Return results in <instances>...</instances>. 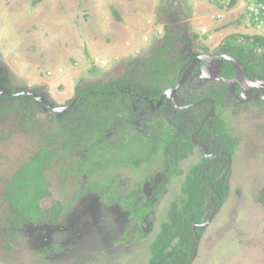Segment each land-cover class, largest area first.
<instances>
[{
  "label": "rangeland",
  "instance_id": "rangeland-1",
  "mask_svg": "<svg viewBox=\"0 0 264 264\" xmlns=\"http://www.w3.org/2000/svg\"><path fill=\"white\" fill-rule=\"evenodd\" d=\"M229 1L0 0V93L17 91V98L20 92L32 90L40 100L66 106L73 101L77 87L112 83L130 75L136 60L147 58L158 44H163L166 26L187 29L184 36L190 48H200L204 41L213 48L223 38L221 43L247 48L243 36L255 35L256 31L248 27L251 21L247 20L245 2H240L242 12L226 15L229 9L223 7ZM220 3L222 7L218 8ZM112 8L121 20L114 18ZM181 43H177V49L188 51V46ZM257 54H264V50L259 49ZM15 102L5 99L1 106ZM29 104L16 105L17 110L0 114V264L150 262V244L161 223L169 220L171 203L180 200L181 182L194 160L185 161L186 170L183 168L176 180H169L148 216V231L144 232L122 203L128 204L130 197L134 198L133 207L147 203L141 182L155 173L156 166L153 161L147 165L149 157L140 163L146 152L132 142L125 143L116 159L135 167L119 165L108 172L106 166L101 170L107 161L106 151L115 146L118 136L117 132H107L97 145L99 153L79 163L86 155L84 148L68 149V143L63 146V141L54 138L49 145L47 118L55 112L39 105L26 109ZM18 110L43 124H32L29 118L31 129H21ZM234 120L230 134L239 143L227 180L229 196L220 209L207 200L206 211L217 209L216 214L202 230L189 264H264V202L259 200L264 190V135H260L264 132V112L250 105ZM134 127L130 125L129 130ZM137 132L143 134V130ZM41 148L53 151L43 169L49 196L38 203L46 221H23L14 228L8 222L14 209L5 200L9 182ZM89 161H94V176L78 169L79 165L89 167ZM101 181H105L102 193L101 188L95 190ZM102 196L108 203L101 200ZM121 196L128 199L123 202ZM52 206L59 215L55 216ZM125 234V240L119 243Z\"/></svg>",
  "mask_w": 264,
  "mask_h": 264
},
{
  "label": "flooded vegetation",
  "instance_id": "flooded-vegetation-1",
  "mask_svg": "<svg viewBox=\"0 0 264 264\" xmlns=\"http://www.w3.org/2000/svg\"><path fill=\"white\" fill-rule=\"evenodd\" d=\"M164 14L167 13L164 12ZM184 16L186 17V14H184ZM178 28L176 26L168 27L170 34L168 32L167 33L169 36L176 34L175 37H177V39L172 40V49L164 56V59H169V66H167L170 69L169 74L171 75L169 79H173L175 77V81H173L172 85L168 84L167 86L159 88L158 84L145 86L140 83L141 77L138 75L140 71L139 67H143L145 65V60L154 53V48L147 58L138 59L132 64L130 73L134 72L135 75L131 77L130 84H120L117 86V90L120 94H125L128 99L130 98L131 108L129 114L124 119L116 116L118 117L117 121L119 124L117 125V129L114 133L117 132L118 136H116L117 139L115 143L116 152L111 153V156L114 157V154L116 155L119 148L123 147L125 143L129 144L132 142L134 146L146 152V156L142 157L140 160L141 164L145 162V158L147 157H149L147 165L149 162L152 163L153 161L156 166L155 173L153 175L148 174L141 182L143 196L147 199V203H157L162 192L169 183V180L172 181L173 178L176 180V178H178V176L183 172V168L186 170L185 161L189 163L194 160V165L202 163L205 168L210 164H215L216 167L224 164L216 181L210 187L212 190V187L216 183L223 180V185H227L229 188L227 180H230L229 174H231L233 169L232 158L234 156L235 147L239 143L238 139L235 138L233 134H230L235 122L234 116L247 109L250 105L256 106L260 111L264 112V99L262 98L264 96V88L260 90H250L249 87L244 86L241 88L240 84H236L232 87V91L229 84L225 81L226 79H233L236 76V69L233 67L231 61L225 58V56L228 57L230 55L239 61L248 78L253 81H255L258 77H262L264 79L263 76L257 75L249 70V67L251 66L259 67V64L254 63L255 58L253 59L252 57L253 60H250L248 56H244V60L241 61L239 57L230 52V48L228 46L222 47L226 49L220 50V46L227 45V42L221 43L224 38L221 39L219 43H216L213 48L210 47V43L205 41L201 42L202 45L200 48H190V41L187 39V36H184L188 30L186 29V31H181L180 28ZM179 42H182L181 44L185 43L183 45L185 47L188 46V51L178 50L176 45ZM160 46L163 47V44ZM219 56H223L224 58H222L223 60H220V64H217L213 58H219ZM256 56H259V54ZM204 59H206V63L204 62ZM207 59H211L210 63L207 62ZM188 70L189 73L186 76V80L172 92L171 89L178 84ZM16 92L13 93L15 96ZM247 92L249 93L246 96L249 99L243 101V96ZM6 94H12L11 90L6 92L5 95ZM19 95L33 97L35 101L41 102L42 105L40 106L42 108H46L48 106L51 108V106H56L54 104L51 105V102H47L45 98L41 97L42 99L40 100V98L35 96V93L32 90H26L23 93L20 92ZM19 95H17V97H19ZM123 100L124 98L122 97V101ZM73 101H71L73 104L70 109L74 106L77 99L74 97ZM124 104L123 106L128 109V106ZM69 110H67L66 113ZM130 125L132 127L135 126V130H129ZM145 128H147V130H145ZM141 130H143V134L137 132ZM260 135H264V132H260ZM167 139L175 140H172V142H170L171 144H168L166 141ZM188 146L189 148L187 149V153H185L184 148ZM166 152H168V155L172 157L168 163L165 161ZM180 154L183 155L184 158L177 161V155ZM129 164L130 163H125L124 161H122L121 164L115 160L113 166L114 171L119 165L126 167L129 166ZM194 165L189 164V169ZM226 168L227 171L225 172ZM166 173L168 175H166ZM92 185L95 186V184ZM158 186H163L160 188L159 194L157 188ZM99 188L100 186L97 189ZM228 196L229 190L227 197H225L223 201L220 200L215 208L220 209V206L226 202ZM124 198L128 199L126 196H121V200L123 202H125ZM153 198L158 199L154 201ZM138 199L140 200V197H138ZM208 199L214 203L212 197L207 198V200ZM131 200L134 202L133 197H130L129 201ZM153 209L154 208L151 210ZM39 210L42 212L40 208ZM54 211L55 216L57 214L59 215V211L55 209ZM213 211L214 209L211 210V213ZM13 212L14 210L10 214ZM150 212L139 222L144 232L148 231L146 221H148ZM211 213H209L206 220L210 217ZM20 219V223L13 220V224H11L9 218L8 222L16 228L23 223V221H46L44 219H37V221L25 220L22 218ZM212 220L213 218L211 221ZM53 221L55 220H50L48 222ZM196 236L199 237L200 241V235L195 234L194 250L190 261L186 264L191 262L197 251L199 241L196 245ZM148 253L150 254L149 250ZM149 258H151V256H149ZM147 264H149V262ZM155 264H161V261H158Z\"/></svg>",
  "mask_w": 264,
  "mask_h": 264
},
{
  "label": "trees",
  "instance_id": "trees-1",
  "mask_svg": "<svg viewBox=\"0 0 264 264\" xmlns=\"http://www.w3.org/2000/svg\"><path fill=\"white\" fill-rule=\"evenodd\" d=\"M212 1L219 2V0ZM235 2L236 0H230L227 8H232ZM218 7H222V4H219ZM112 13L116 20H121L114 8H112ZM165 29L169 33L167 26ZM168 33L164 36L163 47L158 44L154 49V53L145 60V65L139 67L140 71L138 75L141 77L140 83L142 85L153 86V84H158V87L162 88L168 84L172 85L173 81H175V77L169 79L171 76L169 74L170 69L167 67L169 66V59H164V56L171 51V42L173 39H177V37H175L176 34L169 36L170 33ZM231 37H234V35ZM243 37L248 43V47L245 48L244 46L227 43L230 52L239 57L241 61L244 60V56H248L250 60L252 57L253 59L255 58L254 63L259 64V67L251 66L249 70L264 77V54L256 56L259 49L264 50V37L261 35H245ZM130 75L122 76L112 83H96L94 86L77 87L75 93L77 101L67 113H49L48 115L47 120L49 124L47 126L51 128V132L46 134V138L49 145L54 138L58 141H63V146H66L68 143V149L84 148L86 155L79 163L92 158L94 154H98L99 152L96 150L98 149L97 145H100L102 138L105 139L104 135L107 132L114 133L116 131V127L119 124L117 118L121 117L124 119L129 114L131 108L130 98L128 99L125 94H120L117 86L120 84H130V79L135 73L132 72ZM14 96V94L5 95L0 93V114L13 112L17 110L16 105L20 107L22 103L26 102L30 103L29 105H25L26 109H36L42 105L41 102L35 101L31 96L19 95L17 98ZM122 97L124 98L123 101ZM11 98L16 100L15 104L10 103L8 107L1 106V102ZM123 102L128 106V109L123 106ZM46 108H49V106ZM22 111L24 112L23 114H19L21 110L16 111L19 116L17 118L19 119L18 125L21 129H31L27 123V119L29 118L32 124L33 122H36L38 125L43 124L34 119V116L30 117L26 111ZM51 124L55 126L54 130ZM172 140L175 139H167L166 141L168 144H171ZM188 148L189 146L184 148L185 153H187ZM52 152V148L50 150L41 148L38 154L25 163L18 173L11 178L8 185L7 197L5 198L15 211V214L13 212L9 217L11 224H13V220L20 223V218L36 221L37 219H44L43 213L38 208V202L40 199L49 196V183L44 178L43 169L46 167V162ZM113 152H116L115 146L107 149V161L104 167L103 164L100 166L101 170L109 166L108 172L111 169L114 171L113 166L117 159L115 154L114 157L111 156ZM183 158V155H177V161ZM165 159L167 163L172 159L168 155V152L165 153ZM92 162L94 161H89V167H81L79 165V171L82 174L94 176L95 167L92 165ZM223 165L221 164L216 167L215 164H210L205 168L202 163H198L185 173V178L181 182V198L170 205L168 212L169 220L161 223L159 232L150 244L149 251L151 258L149 264H155L158 261H161V264H186L190 261L194 250L195 234L201 235L203 230L197 226L194 231L192 225L194 223L200 224L208 217L209 213L205 208L207 198L212 197L215 205H217L220 200L223 201L228 195L229 188L227 185H223V180L216 183L212 187V190L210 187L216 181ZM166 175L168 174L166 173ZM101 183L99 186L102 189V193L105 181ZM162 187H157L158 194ZM97 191H100V189H97ZM101 200L108 203V200L104 196L101 197ZM259 200L264 202V190L260 191ZM155 205L153 202H148L133 207V200L129 201L128 204L122 203V207L129 211V216L135 219L136 224H139ZM127 234L119 240V243L125 240Z\"/></svg>",
  "mask_w": 264,
  "mask_h": 264
},
{
  "label": "water",
  "instance_id": "water-1",
  "mask_svg": "<svg viewBox=\"0 0 264 264\" xmlns=\"http://www.w3.org/2000/svg\"><path fill=\"white\" fill-rule=\"evenodd\" d=\"M222 58H224L223 56L219 58H213L214 61L217 62V64H220V60H223ZM226 59H228L229 61H231L233 67L236 69V76L233 78V79H226L225 81L229 84L230 86V89L233 91V88L236 84H240L241 88H243L244 86L245 87H249L250 90H260V89H263L264 88V79L262 77H258L256 78L255 81H253L252 79L248 78L246 73H245V70L244 68L241 66V64L239 63L238 60H236L234 57H232L231 55L230 56H225ZM210 60L211 59H207V62L210 63ZM204 62L206 63V59H204ZM209 65V64H208ZM208 65H207V69H208ZM206 69V71H207ZM189 73V70L186 72L185 75H183L182 79L178 82V84L173 87L171 89V91L173 92L178 86H180V84H182L185 80H186V76L187 74ZM216 76V74H215ZM249 92H247L243 97V101H246L248 100L249 98L246 96L248 95ZM264 99V96L262 97ZM74 102V101H73ZM73 102H71L70 104L66 105V106H51V110L55 113H59V114H64L66 113L67 110L70 109V107L72 106ZM227 171V168L225 170V172ZM224 172V173H225ZM216 210L215 209L210 217L203 223L201 224H194L192 226V229L195 231L196 227H200V228H204L207 224H209V222L211 221V219L213 218V216L215 215L216 213ZM199 241V237L196 236V245Z\"/></svg>",
  "mask_w": 264,
  "mask_h": 264
},
{
  "label": "built area",
  "instance_id": "built-area-1",
  "mask_svg": "<svg viewBox=\"0 0 264 264\" xmlns=\"http://www.w3.org/2000/svg\"><path fill=\"white\" fill-rule=\"evenodd\" d=\"M244 7L251 24L250 28L264 35V0H244Z\"/></svg>",
  "mask_w": 264,
  "mask_h": 264
},
{
  "label": "crops",
  "instance_id": "crops-1",
  "mask_svg": "<svg viewBox=\"0 0 264 264\" xmlns=\"http://www.w3.org/2000/svg\"><path fill=\"white\" fill-rule=\"evenodd\" d=\"M235 6V8H237L236 10H234L233 8L232 9H229V11L226 13V15H234V14H236L237 12H242L241 10H240V8H241V3H240V1L239 0H237V2H236V4L234 5ZM242 9V8H241ZM223 10H227L226 9V7L224 6L223 7ZM240 10V11H239ZM222 23H224V22H222ZM242 28H243V26H242Z\"/></svg>",
  "mask_w": 264,
  "mask_h": 264
},
{
  "label": "clouds",
  "instance_id": "clouds-1",
  "mask_svg": "<svg viewBox=\"0 0 264 264\" xmlns=\"http://www.w3.org/2000/svg\"><path fill=\"white\" fill-rule=\"evenodd\" d=\"M221 1V0H220ZM240 2H244V0H239ZM230 2V1H229ZM228 2V3H229ZM236 2H237V0H236ZM236 2H235V4H236ZM228 3L225 5V7L227 8V5H228ZM221 4V3H220ZM234 4V5H235ZM245 6V5H244ZM219 8V7H218ZM221 8V7H220ZM245 8V7H244ZM227 9H230V8H227ZM246 11V10H245ZM247 13V12H246ZM247 20H249V17H248V14H247ZM248 27H250L249 25H248ZM253 32H255V31H253ZM255 35H261V34H258L257 32H255ZM250 36H252V35H250ZM261 36H263L264 37V35H261Z\"/></svg>",
  "mask_w": 264,
  "mask_h": 264
}]
</instances>
